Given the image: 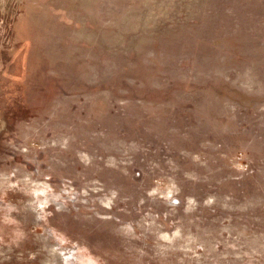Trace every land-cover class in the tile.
<instances>
[{"label":"rangeland","instance_id":"obj_1","mask_svg":"<svg viewBox=\"0 0 264 264\" xmlns=\"http://www.w3.org/2000/svg\"><path fill=\"white\" fill-rule=\"evenodd\" d=\"M0 264H264V0H0Z\"/></svg>","mask_w":264,"mask_h":264}]
</instances>
